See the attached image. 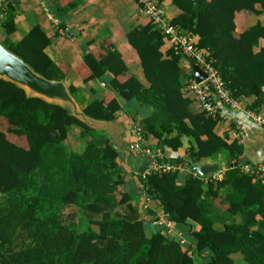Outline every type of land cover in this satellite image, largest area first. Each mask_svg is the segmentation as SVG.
<instances>
[{"label":"trees","instance_id":"obj_1","mask_svg":"<svg viewBox=\"0 0 264 264\" xmlns=\"http://www.w3.org/2000/svg\"><path fill=\"white\" fill-rule=\"evenodd\" d=\"M172 1L180 12L171 22L198 34L195 46L205 51L229 93L240 100L255 95L246 106L258 111L264 45L254 47L264 38V22L236 33L234 17L243 8L260 11L255 4L264 0ZM16 13L12 0H6L0 9V41L45 77L65 79L66 67L47 52L51 39L38 23L14 38ZM149 21L126 32L147 84L110 41L96 52H84L78 69L87 71L83 81L110 70L107 92L88 97L73 83L67 86L82 110L96 119L116 118L123 107L119 97L148 108L136 119L144 137L170 146L172 153L187 147L185 155L171 158L187 163L208 155L226 158V168L215 178L190 173L179 183L173 171L139 174L141 195L158 201L174 224L188 225L187 246L164 226L147 229L133 195L120 189L119 151L103 128L0 77V264H241L233 253L247 264H264V181L242 169L246 161L238 138L216 132L220 110L191 108L193 98L185 87L194 76L180 59L195 60L172 46L163 51L162 33ZM70 135L75 139L71 146Z\"/></svg>","mask_w":264,"mask_h":264},{"label":"crops","instance_id":"obj_2","mask_svg":"<svg viewBox=\"0 0 264 264\" xmlns=\"http://www.w3.org/2000/svg\"><path fill=\"white\" fill-rule=\"evenodd\" d=\"M69 1L71 0H12L17 8L15 17L17 30L13 33L14 38H20L22 31L29 29L32 24L38 23L51 39L46 47L47 52L54 60L66 67L65 82L67 84L73 83L77 86L79 93L88 97L104 95L107 92L106 82L112 72L109 70L102 78L83 81V75L87 71L78 72V69L84 65L82 56L84 52L89 50L96 52L101 43L105 42H113L121 52L130 71L144 84H147L137 51L126 37V32L135 25H144L150 22L148 17L139 10L137 2L135 0H75L76 3L72 7L64 5ZM158 2L163 8L167 20L171 21L180 12L179 7L172 0H158ZM255 7L260 11L247 8L235 11L236 33L256 22H264V3H256ZM48 10L56 22L48 18L46 13ZM158 30L160 31V29ZM193 35L196 40L198 34ZM162 36L163 43L160 48L165 51L170 47V39L163 33ZM262 45H264V38L260 37L258 45L254 48L258 49ZM180 65L185 70L190 67L192 71L191 62L189 63L184 56L180 59ZM82 84L86 86V92L82 89ZM185 88L187 89L185 94L193 98L191 108L200 110L201 105L195 98L192 89L189 87L188 89L187 85ZM81 89L84 92H81ZM254 97L255 95H251L239 100L246 106L253 101ZM119 100L123 107L117 111L116 118L110 120L113 124L111 134L106 129L104 130L119 151L117 161L124 174V182L120 189L131 193L133 195L132 202L136 209L143 216L149 218V213L152 210L156 212H161V210L158 201L147 199L143 193L141 195V190L138 187L141 186L139 174H144V169L141 170L142 164H144L143 159L134 151L129 150L128 147V144L134 139L132 130L134 121H137L136 119L142 117L149 110L134 99L126 100L119 97ZM215 106L225 114V117H221L217 122L215 130L220 135L228 134L230 138H238L243 146L242 161L253 163L264 160V127L253 122L243 108L223 106L220 102H216ZM258 111L264 114V94ZM146 142L151 146L162 147L156 144V139L150 135L146 136ZM185 142L187 144L186 138L183 140V143ZM163 148L171 149L170 146L166 145ZM186 150V146L180 145L176 152L183 156ZM213 163L218 164V168L213 171L201 173L196 168L197 164ZM226 165V158L221 154L202 156L176 170L177 182H184L190 173L212 176L213 178L220 177ZM146 224L149 231L162 226L151 220H148ZM193 226L198 227L197 224H193ZM187 228V224H175V230L181 232L186 243L190 241V236L186 232ZM174 236L178 237L177 235ZM193 256L196 255L193 253Z\"/></svg>","mask_w":264,"mask_h":264},{"label":"built area","instance_id":"obj_3","mask_svg":"<svg viewBox=\"0 0 264 264\" xmlns=\"http://www.w3.org/2000/svg\"><path fill=\"white\" fill-rule=\"evenodd\" d=\"M4 0H0V9ZM138 8L143 12L160 31L170 39V46L174 47L177 51L185 56L192 57L195 62L205 71L206 77L196 82L192 79L188 87L192 89L195 98L200 103L201 107L208 112L215 111V104L223 102L226 106L231 108H243L249 118L264 127V114L252 108L246 107L242 102L233 97L224 85L223 78L215 66H213L205 56V51L195 46L194 35L183 31L177 24L167 20L165 13L158 0H135ZM46 9L45 7H43ZM48 18L56 22V19L48 10ZM221 117H225L223 112H220ZM134 139L130 142L131 149L143 159L145 164L144 173L146 172H163L173 171L183 168L187 162L183 159L176 160L170 156H179L178 152L172 153L169 148L163 150L160 146H151L146 142L141 127L138 122L134 121L132 125ZM174 154V155H173ZM169 156V157H166ZM181 156V155H180ZM242 169L261 181H264V160L243 163ZM147 198V197H146ZM149 199V198H147ZM145 221L152 220L156 224L164 226L165 230L169 233L177 235L182 244L185 240L180 231L175 230V224L168 219L167 214L164 212H155L147 216H143Z\"/></svg>","mask_w":264,"mask_h":264},{"label":"water","instance_id":"obj_4","mask_svg":"<svg viewBox=\"0 0 264 264\" xmlns=\"http://www.w3.org/2000/svg\"><path fill=\"white\" fill-rule=\"evenodd\" d=\"M194 80L199 82L206 77L204 70L196 62L191 63ZM0 77L11 80L22 86L27 93L41 96L48 101L56 102L67 106L71 113L77 116L90 126L103 128L108 131L113 129L112 121L96 119L87 115L77 100L68 89L64 79L47 78L41 73L35 71L21 56L7 48L0 41ZM129 150L133 152L128 144ZM145 168L142 164L141 170ZM199 172L213 171L218 168L217 163L213 164H197Z\"/></svg>","mask_w":264,"mask_h":264},{"label":"rangeland","instance_id":"obj_5","mask_svg":"<svg viewBox=\"0 0 264 264\" xmlns=\"http://www.w3.org/2000/svg\"><path fill=\"white\" fill-rule=\"evenodd\" d=\"M2 38H3V29L0 26V39H2ZM82 89L86 92V86L84 84H82ZM82 89H81V92H84ZM78 93H79V91H78ZM67 142L69 143L70 146L73 145V143L75 142V139L73 138L72 135L69 136ZM84 223H85V219L81 216V220L79 223L80 227H83ZM187 244L188 243L185 242V246H187ZM202 256L203 255H200V257L196 258L198 262L201 261ZM232 256L234 257V259L237 262H240L241 264H247V262L241 258V255L239 253H233ZM240 260H242V261H240Z\"/></svg>","mask_w":264,"mask_h":264}]
</instances>
